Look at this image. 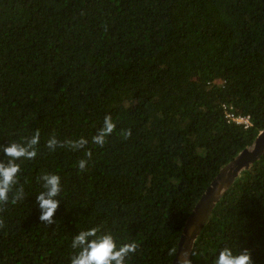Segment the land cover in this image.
Listing matches in <instances>:
<instances>
[{"label": "trees", "instance_id": "16d2710c", "mask_svg": "<svg viewBox=\"0 0 264 264\" xmlns=\"http://www.w3.org/2000/svg\"><path fill=\"white\" fill-rule=\"evenodd\" d=\"M262 130L264 0H0V164L19 167L0 199V264H72L89 229L134 243L127 264H171L201 195ZM13 144L35 155L9 157ZM225 249L264 264V153L188 264Z\"/></svg>", "mask_w": 264, "mask_h": 264}, {"label": "clouds", "instance_id": "9594fccd", "mask_svg": "<svg viewBox=\"0 0 264 264\" xmlns=\"http://www.w3.org/2000/svg\"><path fill=\"white\" fill-rule=\"evenodd\" d=\"M104 124L102 134L95 138L97 143L102 144L104 137L115 129V124L110 118H105ZM31 143L35 144L36 139L34 138ZM5 153L13 158L35 155L34 152H28L26 148L17 144L6 148ZM18 171L19 167L11 161H9L8 167L0 164V199L6 197L8 187L14 181ZM46 179L49 199H44L43 196L39 198L41 207L46 210L43 219L50 218L57 208V203L51 197L55 196L59 190L58 177L53 176ZM76 246H80L81 250L73 259L72 264H127L126 258L135 251L134 243L124 244L117 248V244L110 234L98 235L97 229L81 232L74 240L73 247ZM215 264H250V257L246 254L234 255L231 250L225 249L219 254Z\"/></svg>", "mask_w": 264, "mask_h": 264}, {"label": "water", "instance_id": "95a60500", "mask_svg": "<svg viewBox=\"0 0 264 264\" xmlns=\"http://www.w3.org/2000/svg\"><path fill=\"white\" fill-rule=\"evenodd\" d=\"M264 153V130L260 131L253 143L239 152L223 166L201 195L182 229L175 257L171 264H188L195 241L211 216L215 206L240 177Z\"/></svg>", "mask_w": 264, "mask_h": 264}, {"label": "built area", "instance_id": "2783aa9c", "mask_svg": "<svg viewBox=\"0 0 264 264\" xmlns=\"http://www.w3.org/2000/svg\"><path fill=\"white\" fill-rule=\"evenodd\" d=\"M227 108V106H224L225 118L228 122H233L236 125H241L244 129L249 128V126H251L248 116H236L231 113Z\"/></svg>", "mask_w": 264, "mask_h": 264}]
</instances>
